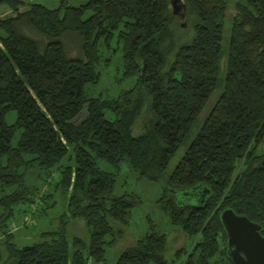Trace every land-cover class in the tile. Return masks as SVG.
Wrapping results in <instances>:
<instances>
[{
  "label": "trees",
  "instance_id": "1",
  "mask_svg": "<svg viewBox=\"0 0 264 264\" xmlns=\"http://www.w3.org/2000/svg\"><path fill=\"white\" fill-rule=\"evenodd\" d=\"M183 1L182 26L170 0H56L52 7L0 0L13 13L0 18V264L105 262L137 203L113 195L122 163L165 187L164 210L187 241L174 255L181 264H213L217 256L232 264L220 221L226 207L264 230V0L239 1L228 24V0ZM186 25L192 34L182 41ZM67 36L77 39L79 57L66 53ZM101 50L120 54L123 77L135 79L115 99L85 94L102 79ZM30 174L45 184L58 176L56 188L68 196V214L82 218L87 241L67 239L63 217L38 242H11L6 221L51 197L36 194ZM166 241L148 232L114 264H171Z\"/></svg>",
  "mask_w": 264,
  "mask_h": 264
},
{
  "label": "rangeland",
  "instance_id": "2",
  "mask_svg": "<svg viewBox=\"0 0 264 264\" xmlns=\"http://www.w3.org/2000/svg\"><path fill=\"white\" fill-rule=\"evenodd\" d=\"M239 1L241 0H228L229 8L227 11V24L230 19L237 14L235 5ZM191 34V29L189 26L187 27V25L185 28L183 27L178 30V35L182 38V41L183 39H188ZM63 41L65 43L66 53L72 57H79V43L77 42V39L72 36H67L66 38H63ZM101 53H103V57L99 70L102 79L98 83L86 85L85 94L87 97L92 98L102 96L103 98L107 97L115 99L123 91L131 89L134 86L135 79H130L129 77L125 79L123 77L122 72L124 70V65L122 64L120 54L113 56L111 55L110 50L109 52H103V50H101ZM108 57L111 58L109 62L106 60ZM221 67L225 70L226 59L222 61ZM218 94L219 91L214 93L213 97L199 116L198 124L196 126L206 119L205 117L212 108L211 105L218 98ZM82 115H85L84 109L82 110L80 117H82ZM107 115L109 118H112L110 113ZM14 118V112L9 111L6 113L5 122L11 124L13 123ZM196 133L197 130H194L192 136ZM18 138V133H16L11 144L14 145ZM186 147V143L181 145L177 151V155L170 161L167 173L172 172L177 166ZM258 153H264V142L259 146ZM99 166L106 171L115 172V169L105 161H100ZM119 167L120 170L116 172L117 174L115 176V184L112 190L113 195L117 197H121L122 195H134L137 203L131 210V218L128 226L125 228L124 237L121 238L116 236L117 240L115 244L107 247L105 253L106 261L100 264H114L123 250L127 247L134 246L137 240L144 238L146 233L152 231L167 235L164 256L171 262V264H181L183 258L175 260L174 255L181 247L187 246V241L185 235L181 231H178L170 222L169 215L164 210L161 198L165 187L159 181H152L149 178L141 177L137 171L132 169V167L130 168L126 163H122ZM34 178L35 174H30V176H28L29 183H32L36 188V194H38L39 197H43L47 194L51 196L50 200L47 201V206H45V204L42 203L43 200H41L38 203V206L28 207V211L25 215H17V217L6 221L5 224H7L6 226L10 229L8 232L12 234L11 242L17 245V247L28 245L32 242H38L41 240V233L46 231L52 232V230L57 229L58 221L63 217L66 220L64 227L66 228L67 239L71 240L76 236L87 241L88 234L82 218H74L68 214V196L56 188L58 176H53L50 179L49 184H45L40 182L39 179L35 180ZM0 197H2L1 194ZM171 198H173V195L168 191L166 194V200ZM39 206L41 207L40 210L38 209ZM0 213H2L1 207ZM25 217H30L32 221L29 220V224L24 225L23 222ZM11 224L17 226V228L13 230ZM3 237L4 234H0V241ZM1 249L2 251H5L4 247ZM212 262L213 264H229L228 260H224L219 256L215 257Z\"/></svg>",
  "mask_w": 264,
  "mask_h": 264
},
{
  "label": "water",
  "instance_id": "3",
  "mask_svg": "<svg viewBox=\"0 0 264 264\" xmlns=\"http://www.w3.org/2000/svg\"><path fill=\"white\" fill-rule=\"evenodd\" d=\"M172 13L179 16L181 25H185L186 4L183 0H170ZM260 165L264 167V158ZM209 193L205 188L202 196ZM220 221L227 233L226 255L232 264H264V233L262 224L253 222L245 215L226 207L220 213Z\"/></svg>",
  "mask_w": 264,
  "mask_h": 264
},
{
  "label": "crops",
  "instance_id": "4",
  "mask_svg": "<svg viewBox=\"0 0 264 264\" xmlns=\"http://www.w3.org/2000/svg\"><path fill=\"white\" fill-rule=\"evenodd\" d=\"M21 1L27 4H31L33 2H41V3H45L47 6L51 5L50 7L54 6V4L56 3V0H21ZM23 9H24L23 7L19 8V10H23ZM11 15H13L12 11L7 9L6 6L4 5H0V18L1 19L8 18Z\"/></svg>",
  "mask_w": 264,
  "mask_h": 264
},
{
  "label": "built area",
  "instance_id": "5",
  "mask_svg": "<svg viewBox=\"0 0 264 264\" xmlns=\"http://www.w3.org/2000/svg\"><path fill=\"white\" fill-rule=\"evenodd\" d=\"M29 220L32 221V220L30 219V217H25L24 222H23L24 225L29 224ZM11 226H12V229H13V230H15V229L17 228V226H15V225H13V224H11Z\"/></svg>",
  "mask_w": 264,
  "mask_h": 264
},
{
  "label": "flooded vegetation",
  "instance_id": "6",
  "mask_svg": "<svg viewBox=\"0 0 264 264\" xmlns=\"http://www.w3.org/2000/svg\"><path fill=\"white\" fill-rule=\"evenodd\" d=\"M264 233V232H263Z\"/></svg>",
  "mask_w": 264,
  "mask_h": 264
}]
</instances>
